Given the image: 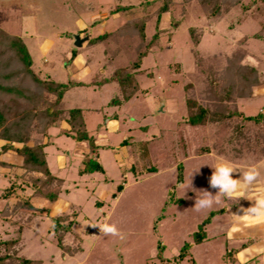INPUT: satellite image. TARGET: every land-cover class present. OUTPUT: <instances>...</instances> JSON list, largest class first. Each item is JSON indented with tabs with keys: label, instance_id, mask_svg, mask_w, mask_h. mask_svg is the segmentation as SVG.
<instances>
[{
	"label": "rangeland",
	"instance_id": "374dc122",
	"mask_svg": "<svg viewBox=\"0 0 264 264\" xmlns=\"http://www.w3.org/2000/svg\"><path fill=\"white\" fill-rule=\"evenodd\" d=\"M162 1L0 0V21L23 38L31 55L32 73L70 84L81 82L66 92L64 104L83 110L86 128L96 137L98 159L104 168L103 172L79 173L85 144L62 133L60 128L67 127L63 121L49 130L44 148L46 159L50 170L63 179L57 200L47 202L28 189L26 194H31L33 209L6 214L2 209L12 200L7 203L0 198V239L16 236V229L20 228L19 254L40 260V264H235L230 257L237 244L227 240L226 230L232 225L231 210L249 208V195L264 188V163L259 164L264 162V122L242 120V136L231 145L221 143L224 131L207 124L191 134L192 141L187 145L190 153L180 159V169L171 162L157 172L136 177L128 171L131 154L120 140L151 138L161 130L166 131V140L187 112L186 97L211 105L205 76L194 64L190 27L199 36L196 48L203 64L211 67L219 83L226 85L233 80L237 84L223 103L243 116L264 112V40L254 36L264 35V0H173L156 22L157 7ZM215 4L219 13L211 15ZM120 5L127 6L129 13H122ZM140 16L146 17L143 41L157 34L136 73L140 89L124 104L108 105L117 85L110 82L98 87L91 83L93 75L101 65L106 69L103 75L117 65H125L132 56L136 35L132 33V40L128 48L120 51L119 59L111 60L110 46L100 42L83 46L69 63L73 35L94 37ZM230 57H237L234 60L240 64L253 65L260 80L247 86L231 72ZM9 68L19 69L20 65L12 63ZM12 80L34 89L30 76L24 72ZM205 143L209 151H192ZM218 144L225 150L222 154L216 152ZM1 158L13 166L0 165V174L21 171L18 154L6 152ZM221 158L238 168L233 173L235 179L242 177L240 170L252 165L260 169L261 175L252 186L242 189L239 198L221 197L211 209L197 212L193 208L197 191L207 189L213 195L218 192L210 188L208 181L212 167ZM6 185L8 181L0 177V192ZM220 208L223 211L216 212L203 227L205 238L193 244L184 257H178L182 245L198 230V224ZM44 209H48V214ZM59 213H67L66 220L72 223L64 236V243L73 248L72 254L61 253L48 234L49 215ZM105 222L115 224L125 239L105 236L98 227L87 225ZM158 242L162 245V260L156 257Z\"/></svg>",
	"mask_w": 264,
	"mask_h": 264
},
{
	"label": "trees",
	"instance_id": "16d2710c",
	"mask_svg": "<svg viewBox=\"0 0 264 264\" xmlns=\"http://www.w3.org/2000/svg\"><path fill=\"white\" fill-rule=\"evenodd\" d=\"M172 1L163 0L157 7L156 22L163 12L168 11ZM205 1L215 2L216 0H200L199 3ZM119 8L122 13H129L127 6L120 5ZM218 13L219 8L215 4L211 7V15ZM145 19V16L126 19L115 30L104 31L94 37L88 36L79 47L74 45L70 51V57L67 60L69 63L81 52L83 46L103 42L110 46V48L107 47L111 51L110 59H119L120 51L128 48V42L132 40V33L136 35V45L132 48V56L128 57L125 65L113 67L108 75H103V71L106 69L105 65H101L98 67L96 75H93L91 83L98 87L110 82L116 83L117 91L108 101V105H122L140 89L136 73L139 71L141 61L146 56L150 44L157 36L154 33L148 41H143V22ZM4 25L0 21V165L13 166L1 158L2 154L6 152H13L21 157L20 172L3 171L0 174L1 178L8 181V185L2 187L0 198L5 199L7 203L12 200L11 204L8 206L5 204L2 209V212L7 214L9 212L15 213L22 208L33 209L30 202L31 194H35L47 202H55L59 197L63 179L50 170L44 148L48 144L49 130L56 128L61 121L67 125L65 128H60L62 133L69 135L75 142L85 144L86 148L81 153V165L78 167V172H103L104 168L98 159L99 145L95 141L96 137L89 134L86 128L83 110L79 106L67 107L64 104L66 92L81 82L76 81L70 84L68 81H60L50 77L41 78L32 73L31 55L23 38L12 33ZM189 31L194 44L192 49L194 64L205 76L207 98L212 103L211 105H204L194 97H186L184 102L187 112L177 122L175 130L169 133L170 135L166 139L169 144L164 139L165 130H161L158 135L151 138L135 141L128 137L121 139L120 144L131 154V164L128 171L135 177L157 172L159 167L168 166L171 162H176L180 169V159L190 153V147L187 145L189 140L192 141L191 134L207 124L216 126L219 132L224 131L225 133L220 135L221 143H230L231 145L234 140L242 136V120L253 121L256 124L264 122V112L258 111L254 115L243 116L235 110H230L223 103L229 98L237 84L233 80H230L231 82L226 83V85L219 83L218 77L214 75L211 67L203 64L202 55L196 48L199 42L198 34L195 33L193 27H190ZM254 36L264 40V35L260 33H254ZM211 56L214 57V55ZM230 58L231 68H233L231 72L239 75L247 86L260 80V75L253 65L240 64L238 60H234L237 57ZM12 63H18L20 68L10 69L9 66ZM21 72L30 76L34 89L21 86L17 81L12 80L14 75ZM161 140L163 143H160ZM222 147L219 148L218 144L216 152L219 154L225 152ZM208 148L207 143H205L197 145L192 151L199 154L209 151ZM238 155L240 156V154ZM116 188L119 190L121 184H118ZM28 189H31V194L27 195ZM44 211L48 214V209H44ZM222 211L223 208L211 211L198 224V230L193 233L190 241L182 245L178 257H184L193 244H197L205 238L203 227L209 223L211 216ZM67 217V213L49 215L50 232L48 234L55 239V244L60 248L61 253L72 254L73 248L64 243V236L70 231L72 224L66 220ZM16 231V236L0 239V264H40V260L18 253L20 228H17ZM161 248L162 245L158 242L156 257L159 260L163 259L160 252Z\"/></svg>",
	"mask_w": 264,
	"mask_h": 264
},
{
	"label": "clouds",
	"instance_id": "9594fccd",
	"mask_svg": "<svg viewBox=\"0 0 264 264\" xmlns=\"http://www.w3.org/2000/svg\"><path fill=\"white\" fill-rule=\"evenodd\" d=\"M211 177L209 178V186L212 189H218L216 195H213L207 189H201L197 191L199 195H196L194 209L197 212L202 210L211 209L214 204L220 202L221 197H226L228 199L239 198L241 196L242 189L252 186L256 183L261 175L260 169L255 166H249L245 170H240L242 172V177L240 179L233 178V173L237 171L238 168L234 167L233 164L226 159L221 158L214 167ZM191 188V184L190 187ZM195 191V189H193ZM244 215L233 214L237 219L243 217L245 219L249 217H254L257 221H264V194H259L254 199V204L247 208L241 209ZM91 227H98L100 233L105 236L118 237L120 239H125L124 234L117 228L115 224H109L107 222L102 224H87Z\"/></svg>",
	"mask_w": 264,
	"mask_h": 264
},
{
	"label": "crops",
	"instance_id": "0c3cea01",
	"mask_svg": "<svg viewBox=\"0 0 264 264\" xmlns=\"http://www.w3.org/2000/svg\"><path fill=\"white\" fill-rule=\"evenodd\" d=\"M262 163L264 162L259 164ZM259 194H264V188H259L249 195L248 198L252 199L251 206ZM233 214L243 216L244 213L240 209L231 210L233 221L229 230H226V238L237 246L232 247L233 254L230 258L235 264H264V221H257L254 217L237 219ZM243 254L247 256H242Z\"/></svg>",
	"mask_w": 264,
	"mask_h": 264
},
{
	"label": "water",
	"instance_id": "95a60500",
	"mask_svg": "<svg viewBox=\"0 0 264 264\" xmlns=\"http://www.w3.org/2000/svg\"><path fill=\"white\" fill-rule=\"evenodd\" d=\"M73 38H74L73 44L75 46H78L79 47L81 45V42L83 40H85L87 38V36H84V37L81 38V37H79V34L76 33V34L73 35Z\"/></svg>",
	"mask_w": 264,
	"mask_h": 264
}]
</instances>
